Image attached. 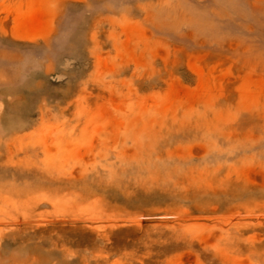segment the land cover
Instances as JSON below:
<instances>
[{
  "label": "rangeland",
  "instance_id": "1",
  "mask_svg": "<svg viewBox=\"0 0 264 264\" xmlns=\"http://www.w3.org/2000/svg\"><path fill=\"white\" fill-rule=\"evenodd\" d=\"M0 264H264V0H0Z\"/></svg>",
  "mask_w": 264,
  "mask_h": 264
}]
</instances>
